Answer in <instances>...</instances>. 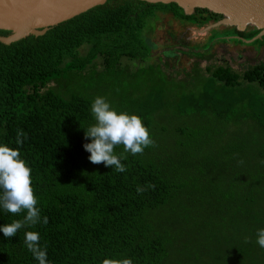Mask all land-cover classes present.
Returning a JSON list of instances; mask_svg holds the SVG:
<instances>
[{
  "label": "trees",
  "instance_id": "trees-1",
  "mask_svg": "<svg viewBox=\"0 0 264 264\" xmlns=\"http://www.w3.org/2000/svg\"><path fill=\"white\" fill-rule=\"evenodd\" d=\"M159 12L199 27L224 17L176 2L107 0L43 34L0 40V144L31 168L41 211V223L12 238L0 231V264H39L25 231L40 234L50 264H264V62L241 72L202 67L196 46L191 70H170L175 51L155 55L146 33ZM260 32L232 28L245 39ZM97 96L138 115L155 142L124 153L125 172L91 163L83 147ZM24 215L0 207V226Z\"/></svg>",
  "mask_w": 264,
  "mask_h": 264
},
{
  "label": "clouds",
  "instance_id": "clouds-1",
  "mask_svg": "<svg viewBox=\"0 0 264 264\" xmlns=\"http://www.w3.org/2000/svg\"><path fill=\"white\" fill-rule=\"evenodd\" d=\"M91 112L96 123L85 129V151L89 152V161L93 164L103 163L118 173L126 171L121 162L127 157L124 153L133 155L142 154L144 149L154 146L148 128L142 119L135 114L117 112L111 108L104 97L97 96L92 105ZM27 139L23 130H17L16 143L22 145ZM123 145L124 152L120 156L114 154L116 146ZM147 188H155L149 184L146 187L137 186V192L142 194ZM38 200L32 185L31 168L21 158L18 148L7 144H0V207L13 215L25 213L23 219L0 226L5 238L16 236L22 228H28L41 223V211L37 206ZM43 224L48 223L44 216ZM257 243L264 248V229L257 232ZM24 244L39 264H50L47 260V246L41 245L40 234L37 231H25ZM104 264H111L105 260ZM122 264H132L130 259L123 260Z\"/></svg>",
  "mask_w": 264,
  "mask_h": 264
},
{
  "label": "rangeland",
  "instance_id": "rangeland-1",
  "mask_svg": "<svg viewBox=\"0 0 264 264\" xmlns=\"http://www.w3.org/2000/svg\"><path fill=\"white\" fill-rule=\"evenodd\" d=\"M234 18L229 21L226 17L225 23L210 22L199 27L191 22H183L171 13L159 12L148 24L146 33L156 43L155 55L162 51L165 55L168 50L175 51L174 55L166 57L170 70H191L199 58L190 52L189 47L198 46L196 52L204 56L200 59L202 67L208 64H230L241 72L251 65L264 62V35L258 34L251 39L234 35L232 28L240 23L236 16ZM257 25L261 26L259 29L264 27V23L249 19L245 30L258 28ZM226 30H231L230 35H225Z\"/></svg>",
  "mask_w": 264,
  "mask_h": 264
},
{
  "label": "water",
  "instance_id": "water-1",
  "mask_svg": "<svg viewBox=\"0 0 264 264\" xmlns=\"http://www.w3.org/2000/svg\"><path fill=\"white\" fill-rule=\"evenodd\" d=\"M106 1L107 0H0V28L12 31V34L9 36H0V40L5 43H11L30 34H43L49 27L73 18L92 7L104 4ZM147 1L164 3L176 2L182 6L188 14L193 13L197 7L208 8L224 15L223 19L218 21V23L227 22L226 17H228L229 21L235 19L231 18L228 11L224 8L229 5L239 9L234 15L237 19L245 15H252L249 14V8L253 7L257 8L258 12H261L262 16H264V0ZM247 22H249V19L245 21L240 20V23H237V28L245 30ZM257 27L261 28L259 25H257ZM259 35H264V27L261 29Z\"/></svg>",
  "mask_w": 264,
  "mask_h": 264
},
{
  "label": "bare ground",
  "instance_id": "bare-ground-1",
  "mask_svg": "<svg viewBox=\"0 0 264 264\" xmlns=\"http://www.w3.org/2000/svg\"><path fill=\"white\" fill-rule=\"evenodd\" d=\"M223 6V5H222ZM224 7V6H223ZM227 11H228V13H229V16L231 17V18H234V15L236 14L235 12H237V11H239V9L238 8H236V7H232V6H226V7H224ZM249 11H250V13L249 14H252V15H245L244 17H241V18H239L238 20H239V22H240V20L241 21H245L246 19H253V20H255V21H260V22H263L264 23V16H262V14H261V12H258V10H257V8H255V7H253V8H249ZM253 15H255V16H253Z\"/></svg>",
  "mask_w": 264,
  "mask_h": 264
}]
</instances>
